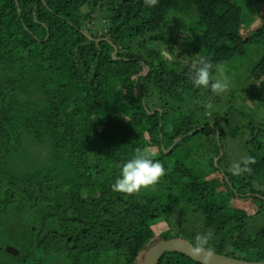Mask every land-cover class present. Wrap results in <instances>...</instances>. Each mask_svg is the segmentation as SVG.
Masks as SVG:
<instances>
[{
  "label": "trees",
  "instance_id": "16d2710c",
  "mask_svg": "<svg viewBox=\"0 0 264 264\" xmlns=\"http://www.w3.org/2000/svg\"><path fill=\"white\" fill-rule=\"evenodd\" d=\"M263 4L0 0V244L19 251L0 246V264H141L155 238L152 223L175 210L200 216L214 252L264 261V224L258 221L264 209V188L258 187L264 183V125L255 130L251 115L236 109L246 123L216 111L208 123L211 90L194 87L190 79L198 56L237 72L248 45L262 46L241 80L262 77L247 95L264 109V23L247 37L239 32L243 8ZM96 8L105 30L100 34L87 21ZM173 15L187 16L180 27L190 32L176 55L169 49L168 59L153 47L142 53L146 44L160 45L155 34ZM218 73L214 68L213 77ZM155 108L160 111L149 113ZM245 131L250 145L241 146L256 163L251 174L234 176L227 143ZM193 139L205 155H214L215 176L207 177L189 146ZM145 147L157 149L163 178L138 194L113 192L120 165ZM159 235L178 236L170 230ZM157 264L201 263L165 252Z\"/></svg>",
  "mask_w": 264,
  "mask_h": 264
},
{
  "label": "rangeland",
  "instance_id": "374dc122",
  "mask_svg": "<svg viewBox=\"0 0 264 264\" xmlns=\"http://www.w3.org/2000/svg\"><path fill=\"white\" fill-rule=\"evenodd\" d=\"M98 8H96L93 12H91L90 17L87 19L91 20L88 24V27L92 31H96L97 33H103L105 32L104 26L102 24V20L100 16L98 15ZM84 13L89 12L88 8L83 9ZM188 18L187 16H178L173 15L172 18L169 19V22L167 25H165L158 33L155 34V37L158 39L160 45L156 46L152 43L146 44L144 47V50L146 52L147 49L150 47H153L154 49H160L163 54H165L168 59H170L171 54H169V49L174 50L172 53V56L174 57L176 55V51H178L185 40V38L190 34L188 30H184L180 26H183L185 24H188ZM264 23V4L260 6H246L242 10L241 15V25H240V35L243 37H247V35H250V33H253L257 27L262 25ZM176 50V51H175ZM247 56L241 57L239 61L242 63L239 64L241 67L236 70L231 69L230 71H226L227 69H224V75L227 76L229 81V87L228 90L221 94H214L210 92L208 94V99H205V102L210 106L212 109L207 110L205 112L206 115V121L210 124L213 123L212 119V112L216 111L220 116H223L226 112H230V116L233 119V122H236L237 124L246 123L247 119L237 116L236 112L234 113L233 109H236L238 111L246 112L249 115H251L253 119V126L256 130L257 128L264 125V109L260 105L255 107L252 105V100L250 96L247 95L248 91H254L261 83L262 77L258 79H254L250 82H243L241 78L247 77L249 74V69L251 64L257 61V59L260 57L262 53V46L249 44L247 47ZM226 67V66H225ZM221 74L218 73L214 78H220ZM29 134H23L24 140H28L30 137H28ZM209 138L212 137V134L208 136ZM250 140V132L245 131L244 134L241 133L240 137H236L235 141H228L227 143V154L228 158L226 160L228 167L230 165L239 160L241 157L248 155L245 153V150L241 146L244 143L249 144ZM261 141H264L262 139ZM240 142V144H239ZM201 145L205 147V151L209 148V143L206 141V138L200 139ZM197 140H191L190 147L194 149L196 153H198L199 161L204 164L205 173L207 177H212L216 175V172L211 168L210 166V159L214 157L213 154L208 153L205 155V153L200 148V144ZM156 154L157 149L151 148ZM264 151V149H263ZM33 154H35V151H32ZM264 154V152H263ZM258 187L264 188V183H260ZM238 201V202H237ZM235 203L240 204L239 200H235ZM245 204V203H244ZM180 210V208H178ZM263 214L258 218L259 225L264 224V209ZM202 219L199 215H187L180 211H174V212H168L164 218L156 220L154 223H152V228L155 231V238H153L149 245H151L153 242L160 239V233L164 231H169L170 233L177 234L178 236L185 237L191 240H194L196 234L198 233H204L206 230L202 226ZM173 236V235H172ZM4 240V239H2ZM6 242V241H4ZM37 254V253H36ZM39 256V255H37ZM51 264V263H50ZM119 264H122L120 262Z\"/></svg>",
  "mask_w": 264,
  "mask_h": 264
},
{
  "label": "clouds",
  "instance_id": "9594fccd",
  "mask_svg": "<svg viewBox=\"0 0 264 264\" xmlns=\"http://www.w3.org/2000/svg\"><path fill=\"white\" fill-rule=\"evenodd\" d=\"M146 6L153 7L158 4V0H144ZM221 74L220 78L213 77V69ZM190 79L194 87L210 89L214 94H221L228 90L229 81L224 75L223 66L219 63L214 65L206 56H198L191 62ZM156 153L150 148H137L135 154L120 165L119 175L111 185L113 192L125 195L138 194L142 189L154 187L165 175V168L159 160L155 159ZM254 157L245 155L233 162L229 167V172L234 176H241L245 173L251 174L250 165L255 164ZM212 233H198L192 244L193 255H199L207 250L211 256L213 249L208 248Z\"/></svg>",
  "mask_w": 264,
  "mask_h": 264
},
{
  "label": "water",
  "instance_id": "95a60500",
  "mask_svg": "<svg viewBox=\"0 0 264 264\" xmlns=\"http://www.w3.org/2000/svg\"><path fill=\"white\" fill-rule=\"evenodd\" d=\"M88 37L91 39L90 36ZM99 40L101 39H96V41ZM115 52L116 49L114 48L112 52L113 58H115ZM147 72H148V68H146V72L143 75H145ZM155 111H160V109L155 108L149 113L153 114ZM216 132H218L217 129ZM170 147L168 149H165L164 151L167 152L170 149ZM216 159L217 158L214 159V163L216 162ZM192 244L193 243L189 239L181 236L171 237L168 239L160 238L157 241L153 242L151 245H148L146 247L141 257V264H157L158 259L165 252H179L201 264H264V261L243 260V259L230 257L224 254H219L216 252H213V254L209 256L207 250L202 251L198 256L193 255ZM0 246L10 253H15V254L19 253V251L15 249L13 246L2 245V244H0ZM35 264H43V263L36 262Z\"/></svg>",
  "mask_w": 264,
  "mask_h": 264
}]
</instances>
